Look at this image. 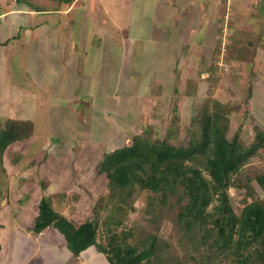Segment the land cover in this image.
Listing matches in <instances>:
<instances>
[{"label": "rangeland", "instance_id": "1", "mask_svg": "<svg viewBox=\"0 0 264 264\" xmlns=\"http://www.w3.org/2000/svg\"><path fill=\"white\" fill-rule=\"evenodd\" d=\"M76 1L86 5L89 0ZM99 1L103 2V9L99 5L95 7L96 18H93L102 26L97 28L102 37L99 45L109 46L105 48L109 52L113 48L116 58L111 60L123 67L119 75L121 86L123 80H128V84L119 92L116 102L106 107L102 118L99 113L94 115L93 122L89 108H81L74 100L61 109L57 108L63 103L60 99H56L57 105L53 107L42 106L41 101H36L41 106H36L30 143L15 145L12 154L5 155L0 163V241L8 237L9 243L4 247L12 259L9 263L6 257V264H19V261L23 264H108L106 255L91 249L73 258L55 230L48 228L38 235L33 232V223L42 197H46L52 208L74 226L90 219L93 204L109 193L107 179L98 171V162L105 153L129 144L132 137L146 133L151 140L162 139L167 136V128L176 116L179 131L173 143L187 146L190 133L199 130L191 122L205 107L210 112L217 110L223 114L228 120V137L239 130V138L246 146L251 143L255 128L264 127V0H214L212 10L201 3L200 19L197 12L195 17L192 12L187 16L188 10L179 6L165 11L163 21L167 24L161 35H154L152 42L149 29L141 40L143 43L129 36L127 16L131 18L132 13L127 12L132 0ZM25 2L26 19L37 17L35 8L43 11L40 16L64 17L62 9L66 5L62 0ZM92 2L88 5L93 11ZM78 10L76 17L87 16ZM55 11L57 15L53 14ZM72 14L67 16L72 18ZM208 20L213 23L211 26H207ZM146 38L150 42L144 41ZM107 51L104 56L110 57ZM96 55L102 56L100 51ZM109 57L106 60L110 61ZM145 58L164 72L158 75L157 86L153 89L146 88L149 82L143 85L139 75ZM106 60L97 59L95 65L105 70L103 63ZM129 62H132L131 67ZM20 63L21 69H28L27 58ZM21 72L28 73L26 70ZM15 77L13 79L20 78ZM21 77L36 84L34 76ZM102 79L106 80L108 76L103 75ZM102 87L107 88L105 84H96L99 90ZM101 95L112 101V95H107L106 90ZM126 98L130 105L119 102V107L115 106L118 100L125 101ZM246 100L253 108L251 114L247 112ZM56 102L54 100L51 105ZM86 102L84 99L82 106ZM79 110L82 114L77 116ZM79 127L82 129L77 131ZM261 153L258 152L232 178V186L227 190L228 202L236 215L253 201L264 204V188L256 182V177L264 174V153L260 156ZM192 163L197 167L203 165L197 158ZM175 200L164 203L159 195L135 185L134 193L127 200L126 207L130 209L123 225L117 229L110 227V233L99 228L97 242L106 247L113 234L121 242L125 238L124 231L131 234L126 237L127 244L139 246V242L154 234L162 258L169 253L172 260L196 264L190 259L204 249L199 247L196 251L193 245L198 247V244L187 241L178 243L171 207ZM213 205H216L215 201L207 212L212 211ZM106 209L99 215H108L109 209ZM214 257L213 264H233L230 258Z\"/></svg>", "mask_w": 264, "mask_h": 264}, {"label": "trees", "instance_id": "2", "mask_svg": "<svg viewBox=\"0 0 264 264\" xmlns=\"http://www.w3.org/2000/svg\"><path fill=\"white\" fill-rule=\"evenodd\" d=\"M15 1L27 4L25 0ZM62 2L70 4L72 0ZM156 86L151 84V89ZM246 105L251 114L253 109L249 100ZM104 112H99L100 118ZM173 113H176L174 108ZM177 120L173 116L168 134L162 139L151 140L146 133L136 135L129 144L103 155L98 162V171L106 177L109 193L93 204L90 219L74 226L52 208L46 197H42L33 232L42 234L48 228L55 230L73 258L91 249L106 255L108 264H183L180 260H172L169 253L162 258L154 234L139 242V246L127 244L126 237L131 234L124 231L125 238L121 242L115 234L106 247L97 242L99 228L110 233V227L117 229L123 225L130 209L126 207L127 200L134 193L135 185H139L159 195L164 203L176 198L171 207L178 243L187 241L198 244V247L193 245L196 251L199 247L204 249L193 256L191 262L213 264L214 256H224L233 264H264V204L253 201L236 215L227 194L232 178L258 152L263 155L264 127L255 128L252 141L246 146L239 138V130L228 137V120L223 114L217 110L210 112L205 107L191 122L199 130L190 133L187 146H177L173 143L179 131ZM33 132L34 123L30 120L3 121L0 124V163L5 155L12 154L15 145L29 144ZM196 158L203 163L202 168L192 163ZM256 182L264 188V174L257 176ZM214 201L216 205L207 212ZM104 209H109V214L99 215Z\"/></svg>", "mask_w": 264, "mask_h": 264}, {"label": "crops", "instance_id": "3", "mask_svg": "<svg viewBox=\"0 0 264 264\" xmlns=\"http://www.w3.org/2000/svg\"><path fill=\"white\" fill-rule=\"evenodd\" d=\"M91 1L94 3L93 11L88 5ZM87 3L83 5L82 1L72 0L70 4H65L66 7L62 9L64 17L61 18H57L55 15L52 17L40 16L43 15V11L35 8L37 17L26 19L23 2L0 0V121L15 119L30 120L34 123L36 106H56V99L63 102L61 105H57L59 109L66 107V103L73 100L81 108H89L88 112L92 121L94 115L105 111L109 105L112 106V102H116L117 95L125 90L128 80H123V88L119 80L120 69L122 70L123 67L121 63L111 60V58H116L113 48H110L109 52L105 50L109 46L99 45L102 42V37L99 36L97 28L101 26V22H97L96 19L93 21V18H96L97 9L95 7L99 5L100 9L101 7L103 9V2L89 0ZM201 3L203 6L206 5L205 8L211 10L215 7L214 0H176L174 2L171 0H132V5H128L131 7L127 12L132 13L131 18L127 16L130 23L129 36L141 41L146 32L151 29L150 40L153 42L152 37L156 34L160 36L166 27L167 23L163 21L166 12L181 6L188 10L185 13L187 16H190L192 12V16L195 17L197 12L200 19L201 15L198 9ZM157 8L159 9L157 10ZM77 9L81 11V14L85 13L87 16L85 18L76 17ZM71 12H73L72 18H69L67 15ZM56 13L57 11L53 14ZM176 13L178 16L177 11ZM209 20L207 26L213 24ZM73 26L76 28L73 29ZM150 40L146 38L144 41L150 42ZM141 42L143 43V41ZM98 51L103 57L96 55ZM106 51L110 54V57L108 56L110 61L106 60L108 57L104 56ZM23 58H27L29 62L28 69L19 67ZM100 58L106 60L103 63L106 66L105 70H101L95 65L96 60ZM144 60L146 62L143 63V70L139 75L143 78V85L149 82L147 88L151 87V84H157L158 82H155L158 81V75L161 76L164 72L152 60L148 58ZM146 65L149 68L148 72H146ZM129 66H132V62H129ZM22 70H26L30 74L21 72ZM24 75L34 76L36 84L25 81L21 77ZM103 75L108 76V79L103 80ZM14 76L20 78L13 79ZM99 83L105 84L107 88L103 89L102 87L99 90L96 88V84ZM137 84L140 85L141 82L138 81ZM81 90H84L85 93ZM103 90L107 91V95H112V101L107 100L108 96L102 97ZM78 92L79 95L76 94ZM84 99L87 102L82 106ZM54 100L55 105H51ZM127 100V98L125 101L118 100L115 106L119 107V102L128 105L129 101ZM36 101H41L42 104H36ZM124 111L126 112V110ZM128 111L127 113L131 112ZM76 113L78 116L82 114V110L76 111ZM81 129L82 127H79L77 131ZM8 243V237H4L0 241V264H6L8 259L9 263L12 262L11 254H6L4 247ZM19 264L23 263L19 261Z\"/></svg>", "mask_w": 264, "mask_h": 264}]
</instances>
